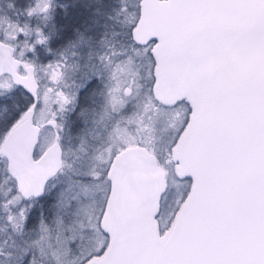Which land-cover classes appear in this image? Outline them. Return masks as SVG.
Wrapping results in <instances>:
<instances>
[{"label":"snow or ice","instance_id":"1","mask_svg":"<svg viewBox=\"0 0 264 264\" xmlns=\"http://www.w3.org/2000/svg\"><path fill=\"white\" fill-rule=\"evenodd\" d=\"M0 264H264V0L0 4Z\"/></svg>","mask_w":264,"mask_h":264},{"label":"flooded vegetation","instance_id":"2","mask_svg":"<svg viewBox=\"0 0 264 264\" xmlns=\"http://www.w3.org/2000/svg\"><path fill=\"white\" fill-rule=\"evenodd\" d=\"M5 2H7V0H0V4H3ZM68 2L69 3H75V2L82 3L83 0H68ZM4 12L5 13L8 12L6 7L4 8ZM81 14H82V10L70 9L69 15L67 17H65L63 13H61L60 21L62 24L67 25L69 27V30H71L72 27L78 26L79 23H82Z\"/></svg>","mask_w":264,"mask_h":264}]
</instances>
